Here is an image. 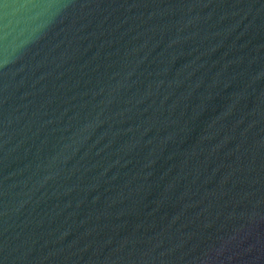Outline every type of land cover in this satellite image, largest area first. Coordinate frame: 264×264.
<instances>
[{
  "label": "water",
  "instance_id": "1",
  "mask_svg": "<svg viewBox=\"0 0 264 264\" xmlns=\"http://www.w3.org/2000/svg\"><path fill=\"white\" fill-rule=\"evenodd\" d=\"M0 264H264V0H0Z\"/></svg>",
  "mask_w": 264,
  "mask_h": 264
}]
</instances>
